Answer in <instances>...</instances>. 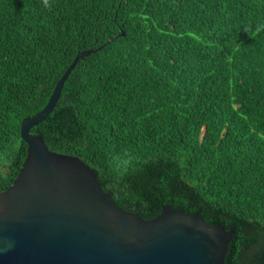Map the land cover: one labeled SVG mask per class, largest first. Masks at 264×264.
<instances>
[{
    "label": "trees",
    "instance_id": "16d2710c",
    "mask_svg": "<svg viewBox=\"0 0 264 264\" xmlns=\"http://www.w3.org/2000/svg\"><path fill=\"white\" fill-rule=\"evenodd\" d=\"M87 49L31 134L124 209L199 213L234 231L226 264H264V0H0V191Z\"/></svg>",
    "mask_w": 264,
    "mask_h": 264
},
{
    "label": "water",
    "instance_id": "95a60500",
    "mask_svg": "<svg viewBox=\"0 0 264 264\" xmlns=\"http://www.w3.org/2000/svg\"><path fill=\"white\" fill-rule=\"evenodd\" d=\"M98 49L79 51L46 106L21 124L27 156L0 191V264H226L232 229L170 205L151 219L126 210L94 169L31 134L77 62Z\"/></svg>",
    "mask_w": 264,
    "mask_h": 264
}]
</instances>
